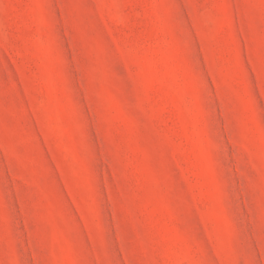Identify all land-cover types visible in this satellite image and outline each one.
I'll use <instances>...</instances> for the list:
<instances>
[{"label":"rangeland","instance_id":"1","mask_svg":"<svg viewBox=\"0 0 264 264\" xmlns=\"http://www.w3.org/2000/svg\"><path fill=\"white\" fill-rule=\"evenodd\" d=\"M0 264H264V0H0Z\"/></svg>","mask_w":264,"mask_h":264}]
</instances>
